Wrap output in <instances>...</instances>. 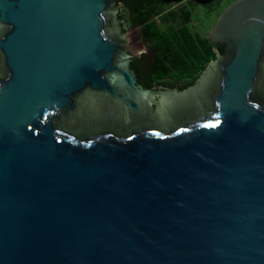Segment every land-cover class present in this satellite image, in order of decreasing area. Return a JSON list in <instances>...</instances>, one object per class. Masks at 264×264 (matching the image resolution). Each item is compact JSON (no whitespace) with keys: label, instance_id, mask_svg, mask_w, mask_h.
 Wrapping results in <instances>:
<instances>
[{"label":"water","instance_id":"1","mask_svg":"<svg viewBox=\"0 0 264 264\" xmlns=\"http://www.w3.org/2000/svg\"><path fill=\"white\" fill-rule=\"evenodd\" d=\"M118 0H0V264H264V0L183 91L131 68Z\"/></svg>","mask_w":264,"mask_h":264},{"label":"trees","instance_id":"2","mask_svg":"<svg viewBox=\"0 0 264 264\" xmlns=\"http://www.w3.org/2000/svg\"><path fill=\"white\" fill-rule=\"evenodd\" d=\"M237 0H118L123 28L138 30L144 52L132 63L146 89L192 87L224 47L210 33Z\"/></svg>","mask_w":264,"mask_h":264},{"label":"rangeland","instance_id":"3","mask_svg":"<svg viewBox=\"0 0 264 264\" xmlns=\"http://www.w3.org/2000/svg\"><path fill=\"white\" fill-rule=\"evenodd\" d=\"M124 29V28H123ZM124 33H126L127 41L129 45L133 48V50L138 54H141L143 51V42L141 40V36L138 30H132L130 27L124 29Z\"/></svg>","mask_w":264,"mask_h":264},{"label":"flooded vegetation","instance_id":"4","mask_svg":"<svg viewBox=\"0 0 264 264\" xmlns=\"http://www.w3.org/2000/svg\"><path fill=\"white\" fill-rule=\"evenodd\" d=\"M143 45V51H144V49H145V45L144 44H142ZM1 55H0V67H1V63H2V60H1ZM135 62V61H134ZM133 62V63H134ZM132 65V64H131ZM132 68V67H131ZM138 84H139V81H138ZM140 85V84H139ZM156 90V89H155ZM156 91H160V89H157Z\"/></svg>","mask_w":264,"mask_h":264}]
</instances>
